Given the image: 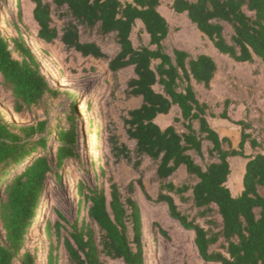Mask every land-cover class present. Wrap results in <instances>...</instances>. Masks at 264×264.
<instances>
[{"label":"trees","instance_id":"obj_1","mask_svg":"<svg viewBox=\"0 0 264 264\" xmlns=\"http://www.w3.org/2000/svg\"><path fill=\"white\" fill-rule=\"evenodd\" d=\"M32 1L42 41H60L82 57L102 60L115 76L131 69L125 98H141L139 106L126 108L120 115L132 146L116 134L108 137L113 157L131 164L140 176L129 182L128 195L111 177L109 196L104 186L78 185L79 194L89 203L88 221L83 218L81 223L70 224L72 230L64 237L69 263L103 264V257H108L123 264H145L142 213L131 194L137 183L152 199L142 172L147 159L155 165L159 185L154 201L166 203L172 217L195 233L194 242L204 261L264 264V141L248 131L253 124L246 120L233 121L240 127L237 145L209 122V117L231 120L229 99L216 114L210 104L200 100L194 87V83L211 86L218 70L215 59L177 47L167 49L164 41L170 24L159 11L161 0ZM2 6L0 0V9ZM172 8L185 13L219 53L238 63L264 65V0H174ZM137 20L143 23L140 33L149 35L146 43L139 34L138 46L132 39ZM13 43L21 59L14 57L0 30V73L13 93V110L38 106L48 95L57 97L59 91L41 74L25 41L19 38ZM111 43L114 47L109 49ZM173 106L178 108L174 123L160 126L157 117L168 114ZM68 118L72 125L78 120L75 114ZM47 127L48 120H44L16 128L0 110V223L4 231L0 235V264H37V254L26 247V241L40 196L50 176L57 172L60 177L64 159L77 154L71 147L77 140L75 128L60 131L58 138L66 145L57 149L56 171L50 158L41 155L2 185L9 170L33 156L37 145H48L44 136ZM247 143L251 154L245 150ZM234 156L247 159L238 195L227 184ZM177 199L190 210L183 211ZM60 228L57 223V238ZM45 233L52 236L50 223ZM57 248L51 247L47 264H58L53 251Z\"/></svg>","mask_w":264,"mask_h":264},{"label":"rangeland","instance_id":"obj_2","mask_svg":"<svg viewBox=\"0 0 264 264\" xmlns=\"http://www.w3.org/2000/svg\"><path fill=\"white\" fill-rule=\"evenodd\" d=\"M173 2L174 0H161L159 6L160 12L170 24L165 46L169 51L177 47L188 49L194 54L211 55L218 63L219 70L209 88L197 85L196 91L200 100L210 104L216 114L223 111L225 100H230L228 113L231 120L213 117L211 124L221 135L226 134L237 145L240 140V127L233 121L246 120L253 124V128L248 131L264 141V65L237 63L219 53L211 40L191 23L185 13H176L173 10ZM2 5L0 30L9 41L14 57L21 59L15 50L13 39L22 38L35 55L41 74L46 76L53 89L59 91L57 97L48 95L40 105L15 112L13 93L0 73V110L9 123L20 128L48 120L44 134L48 145H37L33 156L9 170L2 185L41 155L50 158L56 171L57 149L66 145L64 140L58 138V133L75 128L77 140L71 147L77 154L64 159L59 169L60 177L55 172L46 182L26 241V247L37 254V264H47L48 252L57 245L58 248L53 250L58 255L57 263L70 264L63 246L64 237L72 230L70 224L77 221L81 223L83 218L88 221L89 203L84 200L83 194H79L78 185L83 183L90 187L104 186L109 196L108 178L111 177L123 194L128 195L129 182L140 176L131 164L113 157L108 137L110 133L116 134L120 141L132 146L127 139L120 115L126 108L139 106L141 100L125 98V81L132 75L131 69L115 76L102 60L82 57L67 50L60 41H42L38 37L39 27L34 19L35 4L32 0H2ZM142 27L139 22L132 34L136 46L140 43L139 34L146 42L149 41L145 32L140 33ZM113 47L112 43L108 45L109 49ZM74 114L78 120L72 125L68 117ZM175 115L176 108H173L169 114L160 116L158 122L162 126L170 124ZM179 128L183 129L180 125ZM84 133L88 144L86 150L82 142ZM34 140L31 144H34ZM248 150L250 151L249 148ZM246 162L247 159L243 157L232 159L229 185L235 193L240 190L241 174ZM154 168L155 165L150 160L146 159L142 164L145 188L152 199L147 198L137 183H134L131 194L141 208L145 264H216L201 258L194 242L195 233L186 230L172 217L168 205L154 201L159 190ZM183 176L184 173L181 172L180 177ZM178 202L183 211L190 210L187 204ZM199 221L204 223L203 219ZM48 223L52 226L51 237L45 233ZM57 223L61 225L59 238L55 230ZM91 226L96 227L94 224ZM3 233L0 223V235ZM103 264L123 262L120 259L103 257Z\"/></svg>","mask_w":264,"mask_h":264},{"label":"crops","instance_id":"obj_3","mask_svg":"<svg viewBox=\"0 0 264 264\" xmlns=\"http://www.w3.org/2000/svg\"><path fill=\"white\" fill-rule=\"evenodd\" d=\"M160 11V10H159ZM139 22H141V24H142V26H143V23H142V21L141 20H137V24L139 23ZM136 28V27H135ZM143 28V27H142ZM135 30V29H134ZM134 32V31H133ZM146 33V32H145ZM202 33V32H201ZM133 34V33H132ZM147 34V33H146ZM148 35V34H147ZM149 36V35H148ZM146 42V41H145ZM149 42V41H148ZM148 42H146V43H148ZM214 46V45H213ZM181 49H184V48H181ZM216 49V48H215ZM185 50H188V49H185ZM217 50V49H216ZM188 51H190V50H188ZM218 51V50H217ZM191 52V51H190ZM194 54V53H193ZM198 54H200V53H198ZM205 54H207V53H205ZM194 55H196V54H194ZM209 55V54H208ZM211 56V55H210ZM216 61V60H215ZM235 62V61H234ZM238 63V62H237ZM243 63H247V62H243ZM218 64V63H217ZM248 64H251V63H248ZM218 70H219V65H218ZM218 70H217V72H218ZM217 74V73H216ZM216 76V75H215ZM215 78V77H214ZM214 80V79H213ZM213 80H212V82H213ZM212 82H211V84H212ZM197 85H202V84H197V83H194V87H195V90H196V86ZM204 86V85H203ZM140 100H141V98H139ZM173 108H176V115H177V110H178V108H177V106H173L172 107V109ZM172 111V110H171ZM170 111V112H171ZM169 112V113H170ZM168 113V114H169ZM229 114V113H228ZM164 115H167V114H163V115H159L158 117H157V119H156V121H157V123L159 124V122H158V119H159V117L160 116H164ZM175 115V116H176ZM211 118H213V117H209L208 119H209V122L211 123ZM174 123V120H173V122L172 123H170V124H173ZM170 124H167V125H165V126H162V125H160V126H162V127H166V126H168V125H170ZM212 125V124H211ZM213 126V125H212ZM214 127V126H213ZM215 128V127H214ZM226 135V134H225ZM227 136V135H226ZM248 148L250 149V151L248 150ZM245 150H246V152L248 153V154H251V153H253V150H252V148L250 147V145H249V143H247L246 144V146H245ZM234 157H240V156H234ZM234 157H231L230 158V164H231V162H232V159L234 158ZM247 163V162H246ZM246 163H245V165H244V168H243V170H242V174H241V179H240V190H239V192L238 193H235L234 191H233V189L230 187V185H229V180H230V177H231V174H232V164H231V174L229 175V178H228V182H227V184H228V186L230 187V189L232 190V192H233V194L234 195H238V194H240L241 193V191H242V189H243V178H244V174H245V167H246Z\"/></svg>","mask_w":264,"mask_h":264},{"label":"bare ground","instance_id":"obj_4","mask_svg":"<svg viewBox=\"0 0 264 264\" xmlns=\"http://www.w3.org/2000/svg\"><path fill=\"white\" fill-rule=\"evenodd\" d=\"M82 142H83V147L86 150L87 149V136L85 135V133L82 136Z\"/></svg>","mask_w":264,"mask_h":264}]
</instances>
